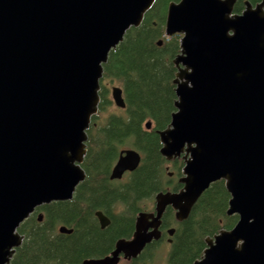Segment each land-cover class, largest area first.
Masks as SVG:
<instances>
[{
  "label": "water",
  "instance_id": "1",
  "mask_svg": "<svg viewBox=\"0 0 264 264\" xmlns=\"http://www.w3.org/2000/svg\"><path fill=\"white\" fill-rule=\"evenodd\" d=\"M237 1L169 3L165 33L182 35L174 59L176 110L156 132L167 161L183 158L182 187L156 193L154 211L137 214L131 237L83 264L137 258L162 237L168 207L186 220L219 180L231 195L227 214L238 221L207 236L203 255L190 264H264V0H245L235 12ZM155 2L0 0V264H10L23 244L19 228L37 207L71 200L86 179L82 164L104 64ZM112 98L126 107L121 86H112ZM141 160L137 149H122L110 179H122ZM96 216L102 228L110 224L102 211Z\"/></svg>",
  "mask_w": 264,
  "mask_h": 264
},
{
  "label": "trees",
  "instance_id": "2",
  "mask_svg": "<svg viewBox=\"0 0 264 264\" xmlns=\"http://www.w3.org/2000/svg\"><path fill=\"white\" fill-rule=\"evenodd\" d=\"M171 1L157 0L142 24L130 28L124 40L110 51L100 82V110L88 130V151L82 164L86 179L71 200L43 205L21 224L19 231L25 239L10 264H83L85 259L105 256L119 238L132 235L137 214L149 210L156 193L181 187L178 177L183 160L166 161L156 132L169 125L176 110L174 59L180 51V39L176 34H165ZM244 1L236 2L235 12L245 8ZM250 1L256 4L261 0ZM114 82L123 87L126 108L100 123L111 103L108 94ZM148 120L152 121L150 129L146 128ZM125 145L142 153L141 164L125 175L126 180H111L112 167ZM168 164L173 167V176L169 175ZM230 196L224 180H219L204 191L186 220L178 221L172 208L166 210L162 225L165 237L166 228H176L166 264L192 263L203 255L207 236L236 224L238 215L227 214ZM99 210L110 219L105 228L96 216ZM40 212L42 221L38 219ZM61 225L73 228V232L61 233ZM164 241L161 238L149 244L126 264H151L153 251Z\"/></svg>",
  "mask_w": 264,
  "mask_h": 264
},
{
  "label": "rangeland",
  "instance_id": "3",
  "mask_svg": "<svg viewBox=\"0 0 264 264\" xmlns=\"http://www.w3.org/2000/svg\"><path fill=\"white\" fill-rule=\"evenodd\" d=\"M176 35H178L179 39L182 36L181 34H176ZM176 35H174V36H176ZM113 85H120V84H118V82H114L113 84L110 85L108 96H109V99L111 100V103H110L109 107L105 111H103V114L101 115L102 116V120H100V123H104V119L108 118V116L113 114V113H118V114H122L123 113V109L118 107L115 104V102L113 101V98H112V86ZM129 147L135 148V147L130 146V145H125L124 146V148H129ZM168 166H170L169 170H173V167L170 164H168ZM126 179H127V177L125 176L123 178V180H126ZM149 204L150 205H149V210L148 211H153L154 210V206H155V201H153V202L151 201ZM153 252H154V254H153V258H152L151 264H166L167 259H168L169 244L166 241H164ZM121 264H126V262H123Z\"/></svg>",
  "mask_w": 264,
  "mask_h": 264
},
{
  "label": "flooded vegetation",
  "instance_id": "4",
  "mask_svg": "<svg viewBox=\"0 0 264 264\" xmlns=\"http://www.w3.org/2000/svg\"><path fill=\"white\" fill-rule=\"evenodd\" d=\"M168 228H166V230H167ZM162 230H163V227H162ZM166 230H165V232H166ZM163 232H164V230H163ZM166 237H165V233L163 234V236H162V240H165L168 244H171L170 242H169V238H170V236H169V234L168 233H166ZM101 257V256H100Z\"/></svg>",
  "mask_w": 264,
  "mask_h": 264
},
{
  "label": "bare ground",
  "instance_id": "5",
  "mask_svg": "<svg viewBox=\"0 0 264 264\" xmlns=\"http://www.w3.org/2000/svg\"><path fill=\"white\" fill-rule=\"evenodd\" d=\"M157 1V0H156ZM155 4V3H154ZM142 27V26H141ZM176 53V52H175ZM110 54V53H109ZM112 60V59H111ZM165 61V60H164ZM170 67V66H169ZM103 74H104V72H103ZM158 76V75H157ZM125 89V88H124ZM125 92V91H124ZM157 116V115H156ZM103 133V132H102ZM106 134V133H105ZM89 137V136H88ZM97 139V138H96ZM87 151H88V148H87ZM86 155H87V153H86ZM86 157V156H85ZM142 167V166H141ZM112 184V183H111ZM224 189V188H223ZM223 194V193H222ZM109 195V194H108ZM217 196V195H216ZM131 197V196H130ZM207 223V222H206ZM121 224V223H120ZM123 225V224H122ZM48 235V234H47ZM41 239V238H40ZM30 256V255H29ZM102 256V255H101ZM18 259V258H17Z\"/></svg>",
  "mask_w": 264,
  "mask_h": 264
}]
</instances>
